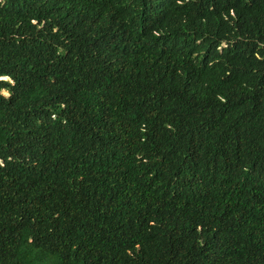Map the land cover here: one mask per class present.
I'll return each instance as SVG.
<instances>
[{
    "label": "trees",
    "instance_id": "obj_1",
    "mask_svg": "<svg viewBox=\"0 0 264 264\" xmlns=\"http://www.w3.org/2000/svg\"><path fill=\"white\" fill-rule=\"evenodd\" d=\"M0 77V264H264V0H0Z\"/></svg>",
    "mask_w": 264,
    "mask_h": 264
},
{
    "label": "clouds",
    "instance_id": "obj_2",
    "mask_svg": "<svg viewBox=\"0 0 264 264\" xmlns=\"http://www.w3.org/2000/svg\"><path fill=\"white\" fill-rule=\"evenodd\" d=\"M0 79H8V80H10L11 78H10V77H0ZM13 83H14V82H13ZM2 94L5 95V97L10 96V93L7 92V91H4Z\"/></svg>",
    "mask_w": 264,
    "mask_h": 264
}]
</instances>
